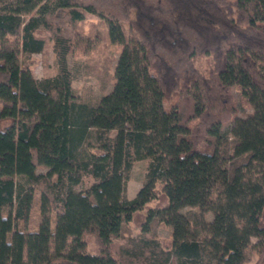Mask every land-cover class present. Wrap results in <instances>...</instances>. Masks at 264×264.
Instances as JSON below:
<instances>
[{
  "label": "trees",
  "instance_id": "trees-1",
  "mask_svg": "<svg viewBox=\"0 0 264 264\" xmlns=\"http://www.w3.org/2000/svg\"><path fill=\"white\" fill-rule=\"evenodd\" d=\"M90 15L105 31L78 27ZM46 35L58 69L38 78ZM106 41L121 45L114 75L96 66ZM71 57L112 89L82 98ZM234 85L254 107L246 117ZM154 218L170 241L121 242L124 226L148 232ZM172 257L264 264V0H0V264Z\"/></svg>",
  "mask_w": 264,
  "mask_h": 264
},
{
  "label": "rangeland",
  "instance_id": "rangeland-1",
  "mask_svg": "<svg viewBox=\"0 0 264 264\" xmlns=\"http://www.w3.org/2000/svg\"><path fill=\"white\" fill-rule=\"evenodd\" d=\"M78 27H81L87 31L91 32H101L105 31L106 24L104 21L100 20L94 15H90L85 20L78 22ZM46 48L41 53H34L32 54V69L34 75L38 78L44 75H51L54 74L58 69L57 59L53 50V40L46 35ZM121 45L106 41V45L101 49H97L94 53V57L100 60L96 61V66L99 69H107L110 75H114L116 62L120 55ZM102 53V54H101ZM100 55V56H99ZM99 56V57H98ZM82 57V56H79ZM79 57H71L70 58V66L76 72L77 76L73 81V86L76 89V92L82 96V98L86 100H91L93 102H97L99 98L109 90L112 89L114 83L116 82L115 78L110 80V83L106 86V89H102V80L97 77L95 74L90 72H85L84 70L76 68V61L81 60L83 58ZM82 61V60H81ZM198 63L202 66L204 70L208 69V64L206 63V58L199 59ZM233 93L236 97V101L238 103V113L237 116L246 117L248 114L253 112L254 107L246 99H243L240 91L237 86H233ZM91 151H95V148L92 147ZM148 167V160L143 159L135 162L133 169L131 171V176L127 184V193L129 197H134L138 190L143 185L145 180V175ZM37 171H47V167L44 165H40ZM94 181L93 178H86L82 181L77 187L79 189H86L90 186V184ZM181 211L191 217L192 213L198 212V208L192 206H186L181 209ZM191 215H190V214ZM212 213L207 212L205 217L207 220L212 219ZM193 220L196 217H193ZM122 235L125 238L121 239V242H126V239L139 237L140 235L147 236V237H158L163 240H168L172 238V226L166 225L161 222L157 218H154L150 222V230L148 232L142 231L141 226L138 222L132 221L131 223L127 224L122 229ZM257 254L254 253L251 257L252 261H255L257 258ZM138 261V260H137ZM136 264H155L153 261L149 260H140V262ZM165 264H178L177 259L172 257L167 263Z\"/></svg>",
  "mask_w": 264,
  "mask_h": 264
}]
</instances>
